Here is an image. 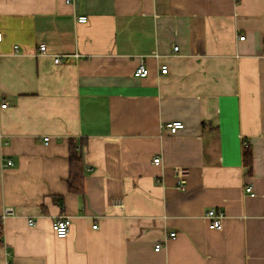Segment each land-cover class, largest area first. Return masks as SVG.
I'll list each match as a JSON object with an SVG mask.
<instances>
[{
  "label": "crops",
  "instance_id": "crops-1",
  "mask_svg": "<svg viewBox=\"0 0 264 264\" xmlns=\"http://www.w3.org/2000/svg\"><path fill=\"white\" fill-rule=\"evenodd\" d=\"M0 35V264H264V0H0Z\"/></svg>",
  "mask_w": 264,
  "mask_h": 264
},
{
  "label": "built area",
  "instance_id": "built-area-1",
  "mask_svg": "<svg viewBox=\"0 0 264 264\" xmlns=\"http://www.w3.org/2000/svg\"><path fill=\"white\" fill-rule=\"evenodd\" d=\"M71 0H66V2H70ZM76 22L77 23H85L87 20V17L85 15H80L76 17ZM0 39H1V35H0ZM244 37L240 36L239 40H243ZM17 46H14V49H16ZM172 52H177L178 47L176 46H172L171 47ZM37 55L38 56H46L47 55V48L46 45L44 43L39 44L38 46V51H37ZM157 57V56H156ZM53 62L55 64L60 62V57L59 56H55L53 58ZM158 72L160 75H165L168 73V66L166 64H160L158 65ZM134 76L135 77H146L148 75V70L147 68L140 63L135 71H134ZM7 106L6 103L1 104L2 108H5ZM184 125L183 123H181L180 121H172V122H168L165 123L163 125H161V130H163L165 133L169 134V135H174L176 132H178L179 130L183 129ZM49 138L45 137L44 138V142H48ZM160 159L158 157H155L153 159V163L158 165L159 164ZM7 166L12 165L11 161H7L6 162ZM174 176L176 178V189L178 191H184L185 190V186H186V177H187V170L185 168H175L174 169ZM244 191L246 194H248L249 196L253 197L255 194L252 191V187L251 186H246L244 188ZM14 213V209L12 207H5L0 215V223L9 215H12ZM224 213L222 211H216L215 209H209L205 215H204V219L207 221V227L209 229H218L221 227V222L224 219ZM29 225H34V221L29 220L28 221ZM69 218L66 216H61L58 219H56L55 221L52 222L51 224V231L53 232V234L55 235V237L57 238H64L67 236L68 232H69ZM95 228V225L93 226ZM1 229V228H0ZM169 238H174L175 237V233L171 232L168 234ZM162 245L160 243H157L154 247L155 251H159L161 250ZM10 264V263H7Z\"/></svg>",
  "mask_w": 264,
  "mask_h": 264
},
{
  "label": "trees",
  "instance_id": "trees-1",
  "mask_svg": "<svg viewBox=\"0 0 264 264\" xmlns=\"http://www.w3.org/2000/svg\"><path fill=\"white\" fill-rule=\"evenodd\" d=\"M264 50V40H263ZM243 163L247 168V173L251 165V150L245 146L242 152ZM84 164L80 146L75 139L68 140V177L66 179L67 190L72 194L82 196L84 193ZM1 228V226H0ZM1 238V229H0Z\"/></svg>",
  "mask_w": 264,
  "mask_h": 264
}]
</instances>
